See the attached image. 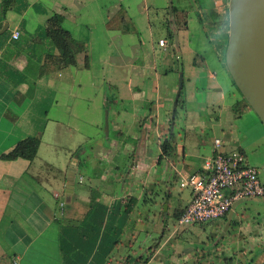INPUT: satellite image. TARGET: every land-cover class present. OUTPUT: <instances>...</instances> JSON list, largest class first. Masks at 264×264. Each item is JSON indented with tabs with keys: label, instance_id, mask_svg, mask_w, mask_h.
Segmentation results:
<instances>
[{
	"label": "crops",
	"instance_id": "1",
	"mask_svg": "<svg viewBox=\"0 0 264 264\" xmlns=\"http://www.w3.org/2000/svg\"><path fill=\"white\" fill-rule=\"evenodd\" d=\"M1 2L0 264H264V200L176 232L179 177L216 140L264 181V125L226 63L229 0ZM55 14L86 50L42 74ZM31 137L33 162L3 158Z\"/></svg>",
	"mask_w": 264,
	"mask_h": 264
},
{
	"label": "built area",
	"instance_id": "2",
	"mask_svg": "<svg viewBox=\"0 0 264 264\" xmlns=\"http://www.w3.org/2000/svg\"><path fill=\"white\" fill-rule=\"evenodd\" d=\"M19 33H15L17 39ZM165 47L166 41H160ZM215 154L206 161L202 173L182 174L179 182L191 187L192 199L178 220L176 232L221 220L235 210V205L248 200H264L260 171L251 165L241 151L226 152L222 142L214 143Z\"/></svg>",
	"mask_w": 264,
	"mask_h": 264
},
{
	"label": "water",
	"instance_id": "3",
	"mask_svg": "<svg viewBox=\"0 0 264 264\" xmlns=\"http://www.w3.org/2000/svg\"><path fill=\"white\" fill-rule=\"evenodd\" d=\"M173 13V0H170ZM226 63L235 85L264 125V0H229ZM183 88V75L180 79Z\"/></svg>",
	"mask_w": 264,
	"mask_h": 264
},
{
	"label": "trees",
	"instance_id": "4",
	"mask_svg": "<svg viewBox=\"0 0 264 264\" xmlns=\"http://www.w3.org/2000/svg\"><path fill=\"white\" fill-rule=\"evenodd\" d=\"M17 0H2L1 8L3 14L12 10ZM65 18L62 15L55 14L48 22V36L54 41L59 55H50L47 62L42 67V74L58 71L63 68L75 65L80 54L85 53V45L76 41L69 31L64 27ZM41 144V137L27 138L18 143L14 150L4 155L3 158L8 161L25 159L33 162L38 154ZM164 152L168 153L172 149V138L163 144Z\"/></svg>",
	"mask_w": 264,
	"mask_h": 264
},
{
	"label": "rangeland",
	"instance_id": "5",
	"mask_svg": "<svg viewBox=\"0 0 264 264\" xmlns=\"http://www.w3.org/2000/svg\"><path fill=\"white\" fill-rule=\"evenodd\" d=\"M260 178H261L262 183L264 184L263 177H262L261 173H260ZM206 224H208V223H206ZM203 225H205V224H203Z\"/></svg>",
	"mask_w": 264,
	"mask_h": 264
}]
</instances>
